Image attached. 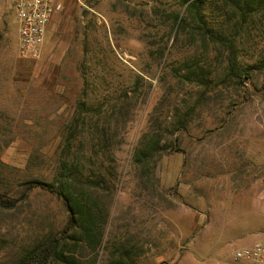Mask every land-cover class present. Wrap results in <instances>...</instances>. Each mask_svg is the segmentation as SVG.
<instances>
[{"label":"rangeland","instance_id":"1","mask_svg":"<svg viewBox=\"0 0 264 264\" xmlns=\"http://www.w3.org/2000/svg\"><path fill=\"white\" fill-rule=\"evenodd\" d=\"M6 3L0 0V191L23 197L24 181L52 179L63 126L84 92L96 103L134 90L139 102L114 152L100 264L120 245L132 251L131 264H234L236 248L264 243V72L254 85L220 89L194 107L203 85L178 75L200 65L216 80L222 57L184 33L175 41L173 17L184 10L177 0H65L39 58L18 55ZM259 31L258 44L238 45L244 65L264 49ZM181 116L186 130L174 127ZM157 137L175 148L144 168L135 150ZM64 218L61 201L41 189L0 208V264Z\"/></svg>","mask_w":264,"mask_h":264},{"label":"trees","instance_id":"2","mask_svg":"<svg viewBox=\"0 0 264 264\" xmlns=\"http://www.w3.org/2000/svg\"><path fill=\"white\" fill-rule=\"evenodd\" d=\"M177 1L184 10L175 12L173 17L175 41L184 33L190 41L213 44L222 57L216 80L205 76L200 65L197 69L188 64L189 69L178 75L181 81L203 85L194 107L220 89H238L244 83L254 85L255 74L264 72V49L252 64L244 65L239 59L238 45L245 40L254 44L262 40L259 29H264V0ZM132 92L123 91L113 103L107 98L90 102L89 94L84 92L63 126L52 179L36 177L24 181L25 187L19 191L24 192L23 197L0 191L1 209H13L32 190L41 189L60 200L65 211L60 227L49 228L23 244L11 264H100L101 252L105 250L104 226L115 187L114 152L123 142L120 132L125 129L128 115L139 102ZM191 111L183 115L186 117ZM184 116L174 125L177 130H186L188 121ZM139 144L135 160L144 168L157 152L175 148L171 143H161L160 137L141 139ZM116 250L117 255L111 254L109 264L133 263L129 248L120 245Z\"/></svg>","mask_w":264,"mask_h":264},{"label":"built area","instance_id":"3","mask_svg":"<svg viewBox=\"0 0 264 264\" xmlns=\"http://www.w3.org/2000/svg\"><path fill=\"white\" fill-rule=\"evenodd\" d=\"M17 23V53L23 58H39L52 19L65 7V0H6ZM234 264H264V243L255 242L233 251Z\"/></svg>","mask_w":264,"mask_h":264}]
</instances>
